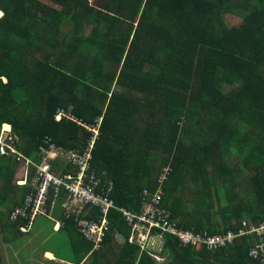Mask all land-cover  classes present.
Here are the masks:
<instances>
[{
    "label": "trees",
    "instance_id": "16d2710c",
    "mask_svg": "<svg viewBox=\"0 0 264 264\" xmlns=\"http://www.w3.org/2000/svg\"><path fill=\"white\" fill-rule=\"evenodd\" d=\"M0 11V139L9 126L16 152L0 146V264L2 245L54 215L73 264H264L252 233L209 250L153 228L164 248H142L121 211L139 215L169 167L158 206L178 229L206 238L264 222V0H0ZM46 138L77 154L91 144L90 173L112 182L96 244L61 193L50 216L10 219L35 194ZM51 168L77 172L63 157ZM91 207L83 217L98 221Z\"/></svg>",
    "mask_w": 264,
    "mask_h": 264
},
{
    "label": "built area",
    "instance_id": "2783aa9c",
    "mask_svg": "<svg viewBox=\"0 0 264 264\" xmlns=\"http://www.w3.org/2000/svg\"><path fill=\"white\" fill-rule=\"evenodd\" d=\"M65 112L61 111L57 120L65 117ZM97 126L92 128V135L97 136ZM7 142H11V138L2 133L0 139L1 152L5 155L7 151L13 152V149L8 146ZM40 154L42 157L39 165L35 166V172L31 184L35 188V194H27L25 201L20 206H15L10 213V219L16 220L18 218L33 221L37 216H50L52 211L56 208L58 195L63 194L62 206L64 209L71 212L77 221V225L81 227L84 236L93 243H98L101 236L108 229L107 213L109 209L115 208L114 201L107 196L109 190L112 189V182L106 184L95 175L90 173L92 161V145L82 154L74 152H65L64 148L52 143L51 139L46 138L40 147ZM63 157L68 163L72 165V169L76 170V175L57 174L52 171V162L58 158ZM76 168V169H75ZM169 168L162 170L163 175L158 178V187L152 192L148 189H143V194L146 195L145 202L142 205V211L139 215H134L126 209H121L129 223L133 224L132 228L136 231L137 239L142 248L148 247L155 242L157 238L151 236V229L156 228L165 233L176 235L183 244H196L197 242L204 243L209 250L218 249L225 246L226 243L233 242L234 238L245 234H255L260 237L259 240L264 239V222L259 226L246 227L247 230L228 233L227 235L202 236L195 235L192 231H183L178 229L175 224L166 220V214L159 208L161 198L160 183L165 179ZM25 182V181H23ZM54 191V192H53ZM53 192V196H50ZM50 198L51 201H50ZM95 206L99 212L98 221L88 220L83 217L86 209L89 210ZM47 208L50 211H47ZM49 212V213H48ZM25 231L24 228H22ZM161 236V235H159ZM132 238H130L131 240ZM264 241V240H263ZM263 243V242H262ZM262 245H257V248ZM257 250L253 249L251 254L256 257Z\"/></svg>",
    "mask_w": 264,
    "mask_h": 264
},
{
    "label": "crops",
    "instance_id": "0c3cea01",
    "mask_svg": "<svg viewBox=\"0 0 264 264\" xmlns=\"http://www.w3.org/2000/svg\"><path fill=\"white\" fill-rule=\"evenodd\" d=\"M54 162L55 161H53L52 163H54ZM26 166H27V162H25L23 164V166L21 167V169L23 170V173L25 172L24 173V176L26 175V171H27ZM18 173H20V172H18ZM58 174H61V173H58ZM32 179H33V177H32ZM23 181H25V180H23V179H22V181L21 180H17V183L20 184V185H25L26 182H23ZM103 182H104V184L107 183L105 181H103ZM44 221H46V222L43 223L42 226L40 224L35 223L34 226L31 227V229L28 232V234H26L25 238L22 239V240H20V243H18V245H13V246L8 245L7 246L8 247L7 250L10 252L9 257H8L9 259H12V260H14V259H23V263H24V260L25 259H28V255L33 256V253L30 252V249H29V245L30 244H28V243L31 240H33V238H35V240H38L39 242H42L44 244L42 247H47L46 249H48V251H49V252L46 251V252L42 253V256L41 257L43 259H48L50 261H55V262H57V261L58 262H62V261L63 262H66L64 259H68V258H63L61 256H59V258H56L55 257V255H54L53 252L56 251L57 248H56L55 245L51 244V242H50L53 239V236L52 235L58 234V232H59V228L61 226L59 220L54 215V218L53 219H51V220L48 219V220H44ZM47 221H49V222H47ZM53 223H54V225H53ZM64 239H65L64 240V243L66 241H68L66 239V237H64ZM23 249H26L27 251L24 252V253H22V250ZM39 253H41V252L39 251ZM23 254H25V256H23ZM49 255H51V256H49ZM46 264H48V261H46Z\"/></svg>",
    "mask_w": 264,
    "mask_h": 264
},
{
    "label": "rangeland",
    "instance_id": "374dc122",
    "mask_svg": "<svg viewBox=\"0 0 264 264\" xmlns=\"http://www.w3.org/2000/svg\"><path fill=\"white\" fill-rule=\"evenodd\" d=\"M3 14V13H2ZM100 124V123H99ZM10 128V127H9ZM9 134L11 135V129L8 131ZM12 136H10L11 138ZM25 173V172H24ZM23 170H20V173H18L16 175V178H20L22 179V177L24 176ZM25 177V176H24ZM33 177V176H32ZM18 179V180H20ZM46 221H44L42 218H40L39 220H37V224H40L42 226L43 223H45ZM49 222V221H47ZM248 223V222H247ZM44 227V226H43ZM57 228V227H56ZM242 230H239V232H241ZM53 239L50 241L51 244L55 245L57 250L56 252L58 253L59 256L63 257V258H68V259H72V257H70L71 255V250H70V246L68 245V241H66L64 243V237L62 234H54L52 235ZM1 238V237H0ZM28 244L29 245V249L30 252L33 253V256L28 255V259L24 260L23 263V259H9V254L10 252L8 250H6V248L4 247V245H2V248H4L5 250H2V257H3V264H46V261L48 259H43L41 256L42 254L39 253L40 248L44 245L42 242H39L38 240H35V238H33V240H31ZM29 254V253H28ZM158 259H164V258H158ZM50 264V263H48ZM53 264V263H52ZM56 264H73L70 263L69 261L66 262H56Z\"/></svg>",
    "mask_w": 264,
    "mask_h": 264
},
{
    "label": "clouds",
    "instance_id": "9594fccd",
    "mask_svg": "<svg viewBox=\"0 0 264 264\" xmlns=\"http://www.w3.org/2000/svg\"><path fill=\"white\" fill-rule=\"evenodd\" d=\"M4 127H5V125H4ZM4 127H3V131H2V133L4 132V133H7V131H5V129H4ZM11 147V146H10ZM12 148V147H11ZM6 154H16V152H15V150L13 149V152H11V151H7V153ZM5 154V155H6ZM27 162V161H26ZM164 168H169V167H164ZM163 168V169H164ZM25 178V179H24ZM27 178H28V174L26 173V175H25V177H23L22 179L23 180H25V182H27ZM22 179H20L21 181H22ZM157 182H158V179H157ZM147 189V188H146ZM155 189V188H154ZM153 189V190H154ZM153 190H149V191H153ZM152 237H154V238H157V240H158V242H155V244H153V248L154 249H159L160 250V245H161V243H160V240H159V238L161 237V236H159V235H156V236H152ZM162 238V237H161ZM148 247H151L152 248V246L151 245H149Z\"/></svg>",
    "mask_w": 264,
    "mask_h": 264
},
{
    "label": "water",
    "instance_id": "95a60500",
    "mask_svg": "<svg viewBox=\"0 0 264 264\" xmlns=\"http://www.w3.org/2000/svg\"><path fill=\"white\" fill-rule=\"evenodd\" d=\"M159 240H160V243H161V245H160V250L162 249V248H164V245H165V240L163 239V238H159Z\"/></svg>",
    "mask_w": 264,
    "mask_h": 264
},
{
    "label": "bare ground",
    "instance_id": "6f19581e",
    "mask_svg": "<svg viewBox=\"0 0 264 264\" xmlns=\"http://www.w3.org/2000/svg\"><path fill=\"white\" fill-rule=\"evenodd\" d=\"M2 15V11H0V16ZM62 119V118H61ZM98 122H100V121H98ZM4 129H5V131H9L10 130V128L9 127H4ZM97 131V130H96ZM8 144V143H7ZM48 256V255H47ZM49 256H51V255H49Z\"/></svg>",
    "mask_w": 264,
    "mask_h": 264
}]
</instances>
